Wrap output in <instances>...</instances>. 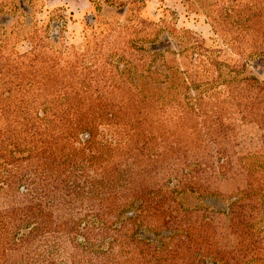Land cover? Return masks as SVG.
<instances>
[{"label":"trees","instance_id":"obj_1","mask_svg":"<svg viewBox=\"0 0 264 264\" xmlns=\"http://www.w3.org/2000/svg\"><path fill=\"white\" fill-rule=\"evenodd\" d=\"M76 102L50 118H28L26 127L13 135L30 148L24 171L15 162L0 163V188L6 193L15 186L17 196L25 198L0 208V225L13 238L8 241L6 234L5 245L36 251L41 246L42 258L30 256L32 264H55L54 258L56 264L65 262L66 242L77 250L70 264H198L203 257L243 264L255 255L264 259V167L245 168L242 156L226 148L239 140L231 145L241 150L245 138L239 136V124L252 123L263 134L249 139L247 154H264V85L251 78L221 104L187 110L147 96L109 107H73ZM201 128H215V139H220L214 140L220 155L211 169L205 167L210 159L199 157L202 143L188 153L183 142L184 135ZM80 133H87L83 141ZM238 170L245 187L223 226L215 215L223 212L189 210L175 200L186 190L216 195L206 186L207 178L234 180ZM23 229L27 231L17 236ZM141 230L156 240L141 237ZM230 235V246L217 240Z\"/></svg>","mask_w":264,"mask_h":264},{"label":"rangeland","instance_id":"obj_2","mask_svg":"<svg viewBox=\"0 0 264 264\" xmlns=\"http://www.w3.org/2000/svg\"><path fill=\"white\" fill-rule=\"evenodd\" d=\"M251 78L264 85V0H0V163L15 162L24 171L30 143L13 135L28 118H50L75 100L73 107H109L147 96L187 110L219 105ZM239 129L243 148L233 147L239 140H232L227 151L238 152L245 168H263L264 154H247L249 139L256 141L263 132L252 123H240ZM86 137L78 135L81 141ZM215 138V128H201L184 135L183 142L188 153L202 143L199 157L210 159L205 167L211 169L220 155L214 143L220 139ZM241 172L234 180L208 177L206 186L216 195L186 190L175 200L181 208L223 212L215 214L223 226L245 187ZM22 201L15 186L6 193L0 188V208ZM2 226L0 264H32L30 256L42 258L41 246L36 251L5 245L6 234L8 241L13 238ZM139 234L156 240L148 230ZM218 238L227 246L234 243L231 235ZM64 244L61 257L69 258L57 264H70L76 254L70 243ZM202 262L197 263L222 264L213 257ZM243 264H264V259L255 255Z\"/></svg>","mask_w":264,"mask_h":264}]
</instances>
